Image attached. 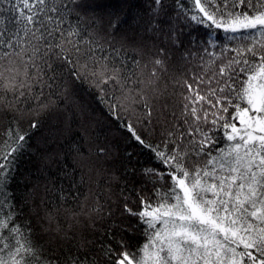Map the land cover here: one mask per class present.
Returning <instances> with one entry per match:
<instances>
[{"label": "snow or ice", "instance_id": "6c2138e0", "mask_svg": "<svg viewBox=\"0 0 264 264\" xmlns=\"http://www.w3.org/2000/svg\"><path fill=\"white\" fill-rule=\"evenodd\" d=\"M129 8L0 0V264H264V0H150L139 39ZM77 87L150 159L120 222L99 192L41 212L39 185L13 188L38 118Z\"/></svg>", "mask_w": 264, "mask_h": 264}, {"label": "trees", "instance_id": "16d2710c", "mask_svg": "<svg viewBox=\"0 0 264 264\" xmlns=\"http://www.w3.org/2000/svg\"><path fill=\"white\" fill-rule=\"evenodd\" d=\"M149 2L150 0H128L129 24L124 25L122 30L129 36L135 35L139 39L144 35L142 29L138 30L136 27L142 21L132 18L144 16ZM165 2L167 5L173 4V0ZM203 31L201 29L200 33L192 34L199 36ZM201 43L198 40L192 47L196 48ZM75 91L76 95L65 104H60L59 110L45 112L38 118L41 121L40 127L32 130V148L19 161L13 188L19 197L32 185H39L38 199L42 198L44 201L41 212L44 207H55L59 203H64L68 208L75 207L77 201L99 192L102 196L101 203L111 196L113 210L117 213L114 219L120 222L118 196L122 189L131 188L134 181L138 182V177H132L129 169L149 164V156L147 153L141 154L127 139V133L118 122L109 117L94 94L79 87ZM69 107L72 108L71 111L68 110ZM80 108L83 112L79 111ZM24 127L27 128V123ZM99 148H105L107 154H100ZM45 150L53 154V159L46 163L42 160ZM127 152L134 153L131 161ZM85 160H89L95 170L84 167L82 161ZM113 175L119 177V180L110 182L109 177ZM127 222L135 223V219ZM33 223H36L35 220ZM60 223L65 226L67 224L63 214ZM104 227L106 225L97 223V236H100ZM128 238L133 244L142 241L138 234L129 235Z\"/></svg>", "mask_w": 264, "mask_h": 264}]
</instances>
